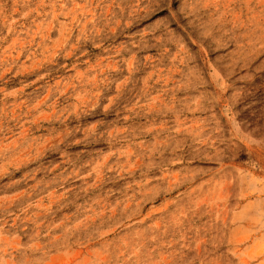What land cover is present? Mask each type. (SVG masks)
<instances>
[{
	"label": "rangeland",
	"instance_id": "374dc122",
	"mask_svg": "<svg viewBox=\"0 0 264 264\" xmlns=\"http://www.w3.org/2000/svg\"><path fill=\"white\" fill-rule=\"evenodd\" d=\"M0 264H264V0H0Z\"/></svg>",
	"mask_w": 264,
	"mask_h": 264
},
{
	"label": "snow or ice",
	"instance_id": "6c2138e0",
	"mask_svg": "<svg viewBox=\"0 0 264 264\" xmlns=\"http://www.w3.org/2000/svg\"><path fill=\"white\" fill-rule=\"evenodd\" d=\"M166 10V9H165Z\"/></svg>",
	"mask_w": 264,
	"mask_h": 264
}]
</instances>
